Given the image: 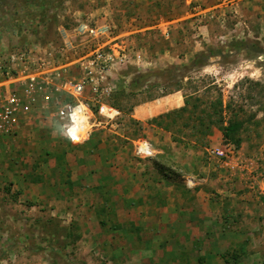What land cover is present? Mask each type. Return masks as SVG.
<instances>
[{"label": "rangeland", "instance_id": "374dc122", "mask_svg": "<svg viewBox=\"0 0 264 264\" xmlns=\"http://www.w3.org/2000/svg\"><path fill=\"white\" fill-rule=\"evenodd\" d=\"M54 4L46 28L27 15L39 10L29 6V0H0V52L37 43L58 49L67 38L82 52L88 43H81L76 25L106 24L130 55L127 65L112 72L113 92L107 97L122 116L81 145L56 137L49 126L57 120L49 111L37 114L32 126L0 136V264H126L127 257H113L107 249L113 239L105 241L109 233L102 235L82 219L94 201L92 180L73 172L90 167L83 158L95 136L106 143L103 150L126 153L146 172L151 157L138 155L136 146L147 140L155 148L152 158H157L151 167L176 171L185 183L189 177L202 179V196L210 204L222 203L224 212L219 211L225 228L246 234L241 243L251 242L257 264H263L264 0H55ZM137 52L142 54L140 61L134 57ZM189 96L202 98L201 110L211 109L209 102L219 99L229 105L226 120L232 117L243 124L240 145L226 141L217 127L205 136L185 126L183 118L176 117L174 123L157 119L170 131L153 121L183 107ZM174 97L183 100L181 106L168 104ZM146 111L149 115L143 119ZM73 180L78 187L71 185ZM197 186L190 188L196 191ZM248 205L250 211H245ZM103 225L109 232L116 229L114 222ZM152 242L154 249L163 244L160 238ZM243 248L228 251L226 262L250 251ZM137 256L127 264H137ZM154 260L159 261L155 255Z\"/></svg>", "mask_w": 264, "mask_h": 264}, {"label": "crops", "instance_id": "0c3cea01", "mask_svg": "<svg viewBox=\"0 0 264 264\" xmlns=\"http://www.w3.org/2000/svg\"><path fill=\"white\" fill-rule=\"evenodd\" d=\"M175 99L171 98L168 103L173 107L181 106L183 100L178 102ZM159 101L166 100L160 98ZM162 105L164 108L166 102ZM141 115L143 119L147 118L149 112ZM49 127L56 137L65 139L60 121ZM101 138H93L96 141L90 142L89 155L83 158L90 162V167L80 172L76 169L73 176L84 175L92 180L89 189L94 201L87 208L88 215H82V219L95 225L99 232H103L102 235L109 233L104 235L105 239L113 238L111 242L105 240L110 243L107 249L111 256L127 257L126 264L132 263L131 257L137 255V264H257L253 244L249 247L251 242L249 245L241 243L246 234L228 226L225 228L224 214L219 211L224 212L222 203L220 206L210 204L212 202L202 196V179L197 181L194 178L198 184L196 192L176 171L171 173L172 170L161 171L151 167V162L157 160L152 157L146 160L149 171H143L139 166L142 163H131L126 153L103 150L106 143H102ZM161 152L164 151L160 149ZM75 184L78 187L79 182L73 180L71 185L75 187ZM245 211H250L249 205ZM112 222L116 229L110 233L103 224ZM158 238L163 244L154 249L152 241ZM240 246L241 250L246 246L243 250L248 248L250 251L234 258V262H226L227 252ZM149 247L150 254H143ZM154 255L159 261L154 260ZM169 255L173 256L168 259Z\"/></svg>", "mask_w": 264, "mask_h": 264}, {"label": "built area", "instance_id": "2783aa9c", "mask_svg": "<svg viewBox=\"0 0 264 264\" xmlns=\"http://www.w3.org/2000/svg\"><path fill=\"white\" fill-rule=\"evenodd\" d=\"M75 32L81 43H88L82 52L69 38L58 49L37 43L0 52V136L32 126L37 114L49 111L60 121L64 138L81 145L122 116L107 97L113 92L112 72L129 63L127 45L118 43L120 36H112L106 24L80 21ZM134 57L140 61L142 54ZM73 128L79 137L76 142L69 137ZM136 147L142 157L155 155L147 140L138 141ZM186 183L193 187L195 180L189 177Z\"/></svg>", "mask_w": 264, "mask_h": 264}, {"label": "trees", "instance_id": "16d2710c", "mask_svg": "<svg viewBox=\"0 0 264 264\" xmlns=\"http://www.w3.org/2000/svg\"><path fill=\"white\" fill-rule=\"evenodd\" d=\"M54 3L55 0H47L46 3L41 0H29V6L35 5L37 7L36 9L39 10H37V12L35 13L27 12V15L32 18L34 22H37L38 25H44L46 27V21L48 16H50L51 9L55 6ZM21 25H23V23ZM138 83L139 80L137 79L134 84L136 85ZM189 97L192 98L189 99L187 97L185 100V105L183 107L174 111L160 114L158 117L154 118L153 121H157L158 126L162 127L166 131H170V127L168 125H164L163 122L157 119L168 118L170 119L168 123H174L176 122L177 118H183L186 120L185 126H191L193 129L192 131H194L195 133H201L205 136H209L211 133H213V128L217 127L222 132L226 141L232 142L237 146L240 145L241 137L239 135V132L243 124L242 122H239L232 117L226 120L225 113L227 112V110L225 108H229V105L225 107L223 100L219 99L216 102H209L211 109L208 110L207 108H203L201 110L200 105L203 102L202 98L200 96ZM113 105L116 106L115 103ZM175 141L179 140H176L175 138Z\"/></svg>", "mask_w": 264, "mask_h": 264}, {"label": "clouds", "instance_id": "9594fccd", "mask_svg": "<svg viewBox=\"0 0 264 264\" xmlns=\"http://www.w3.org/2000/svg\"><path fill=\"white\" fill-rule=\"evenodd\" d=\"M69 137L74 141H78L79 140V137L76 135V131H75V128L71 129L70 132H69Z\"/></svg>", "mask_w": 264, "mask_h": 264}, {"label": "bare ground", "instance_id": "6f19581e", "mask_svg": "<svg viewBox=\"0 0 264 264\" xmlns=\"http://www.w3.org/2000/svg\"><path fill=\"white\" fill-rule=\"evenodd\" d=\"M170 101H171V100H170ZM175 101H178V102H179V101H181V99H180V98H176ZM181 103H182V102H181ZM168 104H169V103H168ZM170 104H172V103H170ZM176 104H177V103H176ZM179 104H180V103H179ZM170 106H171V105H170ZM176 106H178V105H176ZM158 107H159V106H158ZM155 108H156V107H155ZM156 111H157V108H156ZM151 113H152V112H151Z\"/></svg>", "mask_w": 264, "mask_h": 264}]
</instances>
